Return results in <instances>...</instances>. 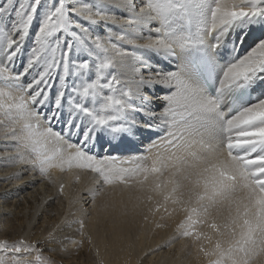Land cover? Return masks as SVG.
<instances>
[{
    "label": "snow or ice",
    "instance_id": "6c2138e0",
    "mask_svg": "<svg viewBox=\"0 0 264 264\" xmlns=\"http://www.w3.org/2000/svg\"><path fill=\"white\" fill-rule=\"evenodd\" d=\"M0 132L43 179L90 171L93 201L115 185L150 203L155 193L149 212L185 213L181 236L212 242L196 231L205 224L215 235L199 249L208 264H254L264 257V0H0ZM147 132L155 139L129 158L92 153ZM66 227L85 236L83 218ZM66 242L82 244L53 236L45 255L39 242L0 241V264H63Z\"/></svg>",
    "mask_w": 264,
    "mask_h": 264
},
{
    "label": "bare ground",
    "instance_id": "6f19581e",
    "mask_svg": "<svg viewBox=\"0 0 264 264\" xmlns=\"http://www.w3.org/2000/svg\"><path fill=\"white\" fill-rule=\"evenodd\" d=\"M163 66L171 67L168 64ZM163 94L164 89H158L157 108L164 104ZM152 135L156 133H142L131 142H122L121 148L130 149L128 144H133L136 148L134 154H137L147 146ZM14 144V141L0 139V241L23 239L30 243L39 242L48 255L47 249L55 247L47 243L53 236L81 240L79 247L66 242L63 264H95L94 249L104 263L111 260L112 264H120L119 261L126 258L124 264H135L141 258L140 264H208L199 249L201 246L211 248L216 237L206 224L197 226L196 231L212 235V242L181 236L178 225L185 213L177 210L168 215L163 209L155 214L149 212L159 197L152 193L150 203L146 199L149 193L138 192L136 187H107L93 201L89 192L97 186L95 174L75 168L64 172L53 168L48 174L50 183L38 172H32L29 165L19 163ZM110 150L114 152L116 146ZM105 155L99 149V156L103 158ZM132 155L127 153L121 158ZM61 184L64 190L58 194L56 189ZM137 196L141 197L142 203L136 201ZM173 207L178 208L169 205L170 210ZM77 218L84 219V237L79 236L76 228L66 227L68 221ZM125 245L128 247L122 248ZM57 259L60 258L57 256ZM254 264H264V257Z\"/></svg>",
    "mask_w": 264,
    "mask_h": 264
},
{
    "label": "rangeland",
    "instance_id": "374dc122",
    "mask_svg": "<svg viewBox=\"0 0 264 264\" xmlns=\"http://www.w3.org/2000/svg\"><path fill=\"white\" fill-rule=\"evenodd\" d=\"M157 102H159V101H157ZM141 140V139H140ZM49 177V176H48ZM48 180H50V177L48 178V179H46L45 181H48ZM16 187L15 188H17L18 187V184L17 185H15ZM60 186H58V188L56 189V193H58V194H62L61 193V191H59L60 189ZM88 207V206H87ZM84 211V210H83ZM78 227V226H77ZM150 228H152L151 226H150ZM1 241H5L4 239H2ZM7 241V240H6ZM26 242H28L27 240H25ZM8 242V241H7ZM8 243H13V242H8ZM89 246L91 247V250L92 249H94L93 248V246H92V242L90 243V241H89ZM190 244V243H189ZM124 247H128V245H125V246H123L122 248H124ZM172 247V246H171ZM171 247H170V249H171ZM173 250V247H172V249H171V251ZM92 252H93V254H94V257H95V264H112V262H111V260H109V261H106L105 263H104V259L102 260V258H99V256H98V254H97V252L95 251V249L94 250H92ZM95 252V253H94ZM46 254V253H45ZM77 255H78V253H77ZM97 255V256H96ZM124 259V260H123ZM123 259H121L120 261H119V263L120 264H124V263H126V258H123ZM141 259V258H140ZM140 259H138L137 261H135L134 263L135 264H140ZM123 260V261H122ZM103 261V262H102ZM102 262V263H101ZM108 262H111V263H108Z\"/></svg>",
    "mask_w": 264,
    "mask_h": 264
}]
</instances>
